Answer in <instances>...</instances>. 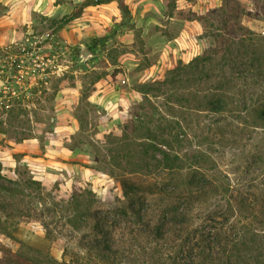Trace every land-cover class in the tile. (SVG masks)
<instances>
[{
	"label": "rangeland",
	"instance_id": "obj_1",
	"mask_svg": "<svg viewBox=\"0 0 264 264\" xmlns=\"http://www.w3.org/2000/svg\"><path fill=\"white\" fill-rule=\"evenodd\" d=\"M239 1L246 11L238 22L264 35V0ZM221 5L222 0H0L4 176L15 180L17 165L27 166L48 191L56 189L69 199L91 188L114 206L123 199L116 176L127 175L130 165L123 160L119 167L110 160V151L119 146L113 140L129 120L147 121L159 141L165 138L172 145L171 150L159 145L150 150L156 156L148 158L153 170L163 166L167 152L178 154L186 169L201 170L224 190L229 187L257 206L259 220L247 219L240 232L264 259V122L245 110L264 96V80L250 76L231 90L218 66L207 83L169 86L153 93V108H138V86L165 78L173 65L187 63L206 49L220 50L208 33L215 29L210 25H218ZM230 21L236 23L235 16ZM17 59L22 68L13 74ZM210 87L211 92L232 95L240 111L195 110L199 96ZM3 104L15 109L13 116L4 112ZM23 133L33 138L13 141ZM139 133L142 138L147 131ZM139 138H130L136 149L156 141ZM160 169L149 181L169 182L168 171ZM226 197L225 192L213 194L200 212L230 215ZM22 227L45 234L38 222ZM65 245L60 237L51 246V254L61 262L69 261L63 255ZM2 247L28 251L0 232Z\"/></svg>",
	"mask_w": 264,
	"mask_h": 264
},
{
	"label": "trees",
	"instance_id": "obj_2",
	"mask_svg": "<svg viewBox=\"0 0 264 264\" xmlns=\"http://www.w3.org/2000/svg\"><path fill=\"white\" fill-rule=\"evenodd\" d=\"M221 7L218 25H210L215 29L208 33L205 23L206 34L220 50L206 49L187 63L179 61L173 65L165 78L138 86V108H153V93L169 86L188 81L197 86L207 83L215 78L218 66L223 70L219 76H223L224 84L231 90L238 80L250 76L264 80V35L238 22L246 11L239 0H222ZM233 16L236 23L230 21ZM19 62L17 59L12 63L13 74L21 70ZM205 91L194 107L198 112L240 111L228 92H211V87ZM3 108L13 116L14 108L7 109L6 104ZM245 110L264 122V96ZM0 124L4 125V121ZM148 124L131 119L124 125L122 135L113 140L119 146L110 151V160L119 167L123 160L130 165L125 170L127 175L116 176L123 199H118L114 206L91 188L73 193L69 199L56 189L48 191L27 166L18 164L14 170L17 179H8L2 173L4 165L0 161V232L28 249L13 251L2 247L0 264H264L240 232V225L247 219L259 220L257 206L250 199L229 187L224 190L199 169H186L178 154L172 157L168 152L160 168L168 171L169 182L149 181L148 176L160 169L153 170L148 164V158L156 159L150 150L158 145L171 150L172 145L164 135L159 141ZM145 131L146 136L139 138V132ZM0 132L5 133L6 129L0 128ZM131 136L156 141L136 149ZM221 137H225L222 129ZM31 138L30 133H23L13 141ZM220 192L227 194L230 215L201 213L200 206ZM261 211L264 212V204ZM33 221L42 225L44 236L22 227V223ZM60 237L66 241L63 255L69 261L61 262L51 254L52 243Z\"/></svg>",
	"mask_w": 264,
	"mask_h": 264
},
{
	"label": "crops",
	"instance_id": "obj_3",
	"mask_svg": "<svg viewBox=\"0 0 264 264\" xmlns=\"http://www.w3.org/2000/svg\"><path fill=\"white\" fill-rule=\"evenodd\" d=\"M22 153H24V154H27L28 152H30L28 149H22V151H21Z\"/></svg>",
	"mask_w": 264,
	"mask_h": 264
},
{
	"label": "water",
	"instance_id": "obj_4",
	"mask_svg": "<svg viewBox=\"0 0 264 264\" xmlns=\"http://www.w3.org/2000/svg\"><path fill=\"white\" fill-rule=\"evenodd\" d=\"M87 53V50H84V54H86Z\"/></svg>",
	"mask_w": 264,
	"mask_h": 264
}]
</instances>
